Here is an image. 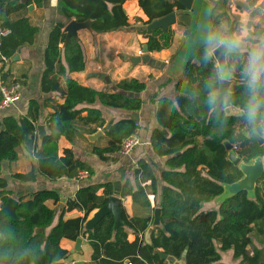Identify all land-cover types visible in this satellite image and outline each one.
<instances>
[{
    "label": "trees",
    "instance_id": "trees-1",
    "mask_svg": "<svg viewBox=\"0 0 264 264\" xmlns=\"http://www.w3.org/2000/svg\"><path fill=\"white\" fill-rule=\"evenodd\" d=\"M128 1L131 0H58L57 9L63 20L52 23L47 29L44 46L41 93L45 98L31 99L25 115L0 118V166L4 161L16 163L22 147L35 153L37 159L29 172L15 174L13 179L21 183H34L40 176L50 181L73 179L80 170H88L91 178L94 177L92 165L76 158L75 146L81 126L95 124L103 130L108 145L95 146L92 154L105 164L116 163L115 156L119 154L122 141L139 134L141 127L132 117L108 125L103 112L92 106L99 103L103 107L138 113L144 100L127 94L141 95L148 88L147 82L124 79L112 83L116 91L83 86L73 78L88 67L83 45L70 39L66 47H61L66 40L64 29L73 19L90 21L94 35L134 27L137 33L143 34L127 15L124 5ZM256 1L251 0V5ZM138 3L148 18L146 22L136 20L142 27L175 10L185 11L178 2L138 0ZM30 4L44 9L50 6V0H29L27 4L22 0H0V29L10 30L0 43V55L4 59L0 62V88L27 83L29 69L24 68L21 74L15 75L11 67L21 50L34 43L41 33V26L24 14L14 21L10 18L26 12ZM230 4L228 0H215L211 28L221 23L231 31L241 27L240 18L232 14ZM183 44L182 39L174 57ZM147 45L149 51L154 52L151 40ZM162 47L164 51L170 46ZM203 53L204 47L187 63L180 79L167 82L177 93L174 99L159 97L160 91L151 97V102L156 105L158 124L151 133V146L154 154L166 158V162L164 169L156 175L152 165L141 159L132 172L133 177L123 181L121 197H131L133 202L132 216L122 207L124 225L116 230L115 219L108 215L93 230L85 228L90 214L107 204L113 195L112 182L80 188L75 197L67 199L66 209L59 214L56 208L48 206V201L54 204L60 201L59 194L53 190H39L18 198V220L7 217L0 221V264H64L71 260V253L61 247V241L76 242L81 237L92 246L93 264H168V261L226 264L223 262L226 252H232V259L240 264H264V176L258 182L254 199L242 192L216 209L204 210L205 204L216 202L223 192V185L242 178L240 169L228 160L226 143L233 145L245 162L258 156L264 158V145L247 138L240 119L228 117L220 122L209 112L204 103V85L214 73L216 62L205 63ZM231 87L236 103H241L242 85L238 73ZM58 99L64 102L60 103ZM2 100L0 90V102ZM47 108L53 111L47 117L50 134L40 148L37 126L41 112ZM61 137L72 148L65 149L59 157ZM101 189L104 194L98 196ZM13 195L9 182L0 175L1 208ZM150 196L154 197V206ZM156 208L162 210L161 221L166 232L163 228L156 229L151 247L144 243L143 234L151 226ZM75 210L84 216L67 217V213ZM130 235L136 237L134 242L128 241ZM157 251H162L169 259L163 260Z\"/></svg>",
    "mask_w": 264,
    "mask_h": 264
},
{
    "label": "crops",
    "instance_id": "crops-1",
    "mask_svg": "<svg viewBox=\"0 0 264 264\" xmlns=\"http://www.w3.org/2000/svg\"><path fill=\"white\" fill-rule=\"evenodd\" d=\"M30 5H34L32 14L29 13L27 7L26 12H21L18 15H14L10 19L14 21L23 14L27 15L31 18L34 24L41 26V33L38 35L32 45L21 50L18 55L19 60L11 67L15 75L18 73L21 74L24 68L29 69L28 80L27 83L22 86L23 94L21 101L10 109L0 111V118L8 115H13L16 117L25 115L27 113L28 103L31 99L38 98L39 100H43L45 98L41 93V78L43 71L44 46L47 40V29H49L52 23L63 20V17L59 14L57 9L58 0H50V6L44 9H39L35 4ZM233 5L234 4L231 2L230 8H232ZM127 6L131 7V12H135L134 15L128 12ZM124 8L129 17L137 16L140 19L148 21L147 16L139 7L138 0L128 1L124 5ZM135 28L136 27H134V29ZM179 29V24H176L170 26L167 32H176ZM135 30H133V28L131 31L124 29L120 32L105 33L100 35H94V32L92 33L88 30L80 31L78 35L88 59V67L85 72L74 74L73 78H76L81 85L90 86L99 91L108 90L110 88L113 89L112 83H118L124 79L134 78L147 82L148 88L146 92L140 95V97L144 100V106L138 113L103 107L99 103L92 106L93 108L100 109L103 112V116L108 125L131 117L135 119L141 127L138 136L141 139L142 144L138 146L129 156H121L118 154L115 156L118 159L116 163L105 164L100 162L98 158L92 154V149L95 146L105 147L108 145V138L105 137L103 130L101 128H96L95 124L85 127L81 126L80 135L76 140L75 146L76 158L77 153L81 151V158L86 159V162L90 163L95 170L94 177H90L89 179L82 182H78L74 178H62L57 181H50L42 176H40L34 183H21L18 180L13 179V175L25 174L37 164L35 153H29L24 147H22L19 153V160L16 163L10 164L9 162L4 161L0 166V175L3 178H8L7 181H9V190L14 192V195L11 198L18 200L19 197L39 190H53L59 194L60 201L57 204H54L52 201H48V206L56 209L58 207L59 210H57L59 211V214L66 209L67 199L75 197L77 191L84 186L94 183H115L116 181H120L123 184L124 177L128 178L127 175H129L130 172H133V170L136 168L137 162L141 159L147 160L152 166L153 164L156 165V168L165 166L166 158L157 157L154 154L151 146V133L156 127H158L157 121L155 119L156 105L151 102V97L157 91H160L159 97H171L174 99L177 93L174 92L173 85L167 84L170 79L174 78L169 77L168 75L166 77L162 74H157L156 71H162L161 69L153 68L144 64L133 65L130 63L129 57L139 56V46L145 40V37L137 33ZM167 32L166 34H168ZM84 35L87 36L84 38ZM150 37H153V35L150 34ZM181 40L182 39L180 38V40L175 44L170 43L169 50L164 51H161V48L163 50L162 45H166L165 43L161 42L160 45L156 44L155 48H159L160 51L152 52V58L166 63V67L170 66V61L178 51ZM61 47H63V45H61ZM123 55L127 56V60L123 59ZM99 74H104L105 76L109 77L112 81L111 85H107L104 80L100 79ZM58 101L60 103L64 102L63 99H58ZM52 112V109H43L39 120L40 122L38 124V126H45L49 134L50 131L47 127V117ZM95 129H97V131L93 132ZM98 131H101L103 136L97 139L94 143H91L86 136L95 134ZM100 141L104 142L103 145H98ZM70 148H72V145L64 137H61L58 141V156L62 157L63 151ZM87 151H89L90 154L87 153ZM153 169L155 171V168ZM156 175H158L157 172ZM149 184L150 183L148 182L147 185ZM103 194L104 189L99 190L97 193L98 196H103ZM149 198L152 205L154 206V197L150 196ZM122 200L123 207L126 209L129 216H132L133 202L131 197L122 198ZM95 212L96 211L90 214L88 220ZM74 215L84 216V213L78 212L77 210L67 213V217H72ZM82 238L83 243L81 245V251H77L75 253H72L75 242H71L66 239L61 241V247L70 251L71 253V260L68 262L66 261L67 263L93 264V261L91 260L93 255L92 246L86 238ZM135 239L136 237L134 235H130L128 237L129 242H134ZM126 263L127 262L124 264ZM168 264L174 263L172 261H168Z\"/></svg>",
    "mask_w": 264,
    "mask_h": 264
},
{
    "label": "water",
    "instance_id": "water-1",
    "mask_svg": "<svg viewBox=\"0 0 264 264\" xmlns=\"http://www.w3.org/2000/svg\"><path fill=\"white\" fill-rule=\"evenodd\" d=\"M166 3L173 4L178 2L181 4L186 11H189L191 14H180L178 10L170 13L169 15L155 20L150 24L144 26L142 28L143 32H149L154 30H162L167 32L170 26L176 24H184L186 27L190 28V36L187 38L184 46L176 55L174 60L173 74L171 77L175 80L180 79L184 74V69L187 63L193 59L195 54L204 47V35L205 29L210 27L213 5L215 3L214 0H163ZM28 0H22L23 4H27ZM29 13L32 14L34 10V5L28 6ZM258 14H262L261 9H256L251 15L255 16ZM252 21H250L249 26L252 25ZM123 28L122 30H124ZM82 30H88L93 33V30L90 25V21L86 22H78L76 19H73L64 29L66 33V40L63 44V47H66L70 39H74L76 41H80L79 32ZM133 30H135L133 28ZM124 60H127V56H122ZM3 57L0 55V62L3 61ZM19 60V56H16L13 61L17 62ZM130 63L133 65H149L153 68L163 70L166 67V63L158 61L152 58L151 53L149 51L148 45L144 44L142 46V55L139 56H131L129 57ZM217 63L218 61L215 60ZM219 62H223L220 60ZM99 78L104 80L107 85H111L112 81L109 77L104 74H99ZM229 85L226 84L225 87ZM116 87H113V91H116ZM130 97L140 98V95H135L133 93L127 94ZM235 117V116H229ZM49 135L45 126L39 125L37 127V136H38V146L41 148L45 138ZM103 136L101 131H98L95 134L87 135L86 137L91 143H94L97 139ZM256 141L259 142L260 145H264V139L255 138ZM226 148L229 152L228 160L236 167L240 169L242 172V178L233 183V184H225L223 185L222 194L216 199V203L221 205L227 200L235 197L236 195L246 192L248 197L254 199L256 197L257 185L259 180H261L264 176V158L263 157H255L249 162H245L242 158L235 152L234 146L230 143H226ZM77 159L86 162V159L81 158V151L77 153ZM8 180V178H5ZM122 191V182L116 181L114 183V195L110 197L107 204L98 209L93 216L86 222L85 228L88 231L93 230L97 224L106 216L111 215L115 219V229L118 230L120 227L124 225L123 223V200L121 197ZM18 200L14 198H10L5 206L0 209V221L9 217L12 220H18V216L16 215V206L18 205ZM162 210L161 208H156L153 215V222L148 230L143 234L144 243L148 246L153 247V234L156 229H162ZM42 230H39V232ZM163 231L166 232V229L163 228ZM0 233V237H1ZM83 243V238H79L72 250V253L77 251H81V245ZM158 255L162 257L163 260H168V255L164 254L162 251H157ZM104 256L107 257V252H104ZM175 264H185L184 261L178 262L174 261ZM4 264V263H1ZM127 264V263H126Z\"/></svg>",
    "mask_w": 264,
    "mask_h": 264
},
{
    "label": "clouds",
    "instance_id": "clouds-1",
    "mask_svg": "<svg viewBox=\"0 0 264 264\" xmlns=\"http://www.w3.org/2000/svg\"><path fill=\"white\" fill-rule=\"evenodd\" d=\"M252 32L247 21L236 31L223 23L205 29L202 59L218 62L205 82L204 103L218 121L235 116L242 121L247 138L264 139V34ZM237 73L242 85L239 104L230 86Z\"/></svg>",
    "mask_w": 264,
    "mask_h": 264
},
{
    "label": "rangeland",
    "instance_id": "rangeland-1",
    "mask_svg": "<svg viewBox=\"0 0 264 264\" xmlns=\"http://www.w3.org/2000/svg\"><path fill=\"white\" fill-rule=\"evenodd\" d=\"M228 1L229 2L231 1L234 4L232 6V8H230V9H231V12H232V14L234 16L237 15V16L240 17V19H241V25H242V23L244 21H247V27L249 29H254V32L251 33L252 35L264 34V0H257L254 3V5H251V0H249V1L248 0H228ZM213 7H214V5H213ZM244 9H246L245 12H244ZM256 9H261L262 10V14H258V15L252 16L251 14ZM127 10H128V12H130V14H132V15L135 14V12H133V11L131 12V10H132L131 7L127 6ZM240 10H241V12H240ZM238 13H241V14H238ZM189 14H191V13L189 12ZM130 18L132 19V24H136V25L139 24V23H134V22H137L136 20H140V21H143V22H146L147 21V20L140 19L137 16L130 17ZM250 21L253 22L252 23V26H249V22ZM182 25H184V24H182ZM182 25L179 24V28L180 29L178 31H176V32L171 31L169 33L167 32L168 34H166V32H164L162 30H154V31H149V32H143L142 31V28L143 27L141 25L138 26V29L143 32V34H141V35H143L145 37L144 42H142L140 44V46H139L140 47V54L139 55H142V46L144 44H147V42L149 40H151V42L153 44L154 52H156L155 51L156 50L155 45L156 44H159L160 45L161 42L165 43L166 45H169L170 43L171 44H175L181 38V39H183L184 44H185V42H186L187 38H189L191 32H190V28L189 27H184L185 25L184 26H182ZM127 31H131V30H127ZM150 34H152L153 37H150ZM86 36L87 35H84V38ZM184 44L182 45V47L184 46ZM182 47H181V49H182ZM159 51H160V49H159ZM161 51H162V48H161ZM150 53H152V52H150ZM175 58H176V56L170 61V66L165 67L162 71H156L157 74H162L163 76H166V77L168 75L169 77H171V74L174 73V71L172 70V68H173V64H174L173 62H174ZM103 143L104 142L100 141V143L98 145H103ZM89 151H87V153L90 154ZM152 167L155 168V172H157V174H159L160 171L164 168V167H161V168H158L157 167L156 168V165H154V164H153ZM127 176L130 177V178H132L133 177L132 176V172H130L129 175H127ZM125 179H126V177H124V180ZM151 199H152V197H151ZM217 206H218V204L216 202L208 203V204H205L204 205V210L205 211L213 210V209H216ZM57 209H58V207H57ZM56 223H57V219H55L54 225ZM61 246H62V243H61ZM67 262H65L64 264H66ZM178 262H180V261H178ZM223 262L226 263V264H240L239 262L234 261L232 259V252H226V253L223 254Z\"/></svg>",
    "mask_w": 264,
    "mask_h": 264
},
{
    "label": "built area",
    "instance_id": "built-area-1",
    "mask_svg": "<svg viewBox=\"0 0 264 264\" xmlns=\"http://www.w3.org/2000/svg\"><path fill=\"white\" fill-rule=\"evenodd\" d=\"M10 34V30L8 29H0V43L3 37H6ZM1 93L3 94V100L0 102V111H4L10 109L13 106H16L22 99V91L23 87L20 84H16L12 87H8L6 85H2ZM142 144L141 139L138 135L130 136L122 141L120 144L119 154L121 156H129L138 146ZM91 177L90 172L88 170H80L77 175L74 177L78 182H82ZM1 208V203H0ZM66 264H74V263H66ZM127 264H131L128 263Z\"/></svg>",
    "mask_w": 264,
    "mask_h": 264
},
{
    "label": "flooded vegetation",
    "instance_id": "flooded-vegetation-1",
    "mask_svg": "<svg viewBox=\"0 0 264 264\" xmlns=\"http://www.w3.org/2000/svg\"><path fill=\"white\" fill-rule=\"evenodd\" d=\"M179 13H180V12H179ZM182 13H183V14H189V11H186V10H185V11H182L180 14H182ZM230 86H231V84H230Z\"/></svg>",
    "mask_w": 264,
    "mask_h": 264
}]
</instances>
